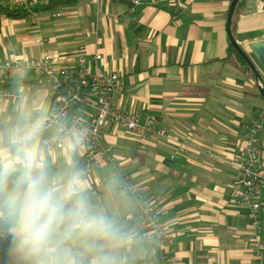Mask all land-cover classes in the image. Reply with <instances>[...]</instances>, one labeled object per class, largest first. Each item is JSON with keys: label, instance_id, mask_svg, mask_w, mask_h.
<instances>
[{"label": "crops", "instance_id": "1", "mask_svg": "<svg viewBox=\"0 0 264 264\" xmlns=\"http://www.w3.org/2000/svg\"><path fill=\"white\" fill-rule=\"evenodd\" d=\"M47 1L0 4L27 8ZM181 4L176 11L174 0H78L39 10L37 18H12L0 11V61L50 53L56 67L84 66L90 74L116 72L122 89L113 104L141 120L155 117L166 129L168 136L163 137L108 121L110 158L82 176L93 205L116 216L117 223L133 226L127 233L130 243L117 253L118 264H155L148 247L133 250L140 233L132 211L140 198L158 205L172 240L166 247L172 264H256L257 238L249 209L239 201L237 180L245 126L257 115L264 116V100L254 76L230 54V2ZM246 5L233 16L232 31L247 49L248 41L264 37V0H258L253 12H247ZM55 11L60 16L51 15ZM14 77L20 83L16 87L26 94L0 100V122L17 116L21 102L32 115L50 110L48 91L38 85L42 77L32 69H17ZM94 112L91 97L79 111L77 129L83 131L74 152L65 146L66 139L74 137L68 132L62 135L61 147L43 146L53 173L67 170L69 164L80 172L95 161L85 139ZM258 138L263 171L258 213L264 219V124ZM125 183L139 191L127 192Z\"/></svg>", "mask_w": 264, "mask_h": 264}, {"label": "clouds", "instance_id": "2", "mask_svg": "<svg viewBox=\"0 0 264 264\" xmlns=\"http://www.w3.org/2000/svg\"><path fill=\"white\" fill-rule=\"evenodd\" d=\"M0 124V235L11 238L20 264H118L131 237L93 205L82 173L69 164L53 173L41 137L47 117L33 118L24 102ZM82 134L65 141L74 152Z\"/></svg>", "mask_w": 264, "mask_h": 264}, {"label": "built area", "instance_id": "3", "mask_svg": "<svg viewBox=\"0 0 264 264\" xmlns=\"http://www.w3.org/2000/svg\"><path fill=\"white\" fill-rule=\"evenodd\" d=\"M174 1H177V11L182 5L181 0ZM37 14L38 11L29 15L37 18ZM60 14L59 12L55 13V17ZM17 69H32L44 75L41 86L50 93L51 108L44 113L47 119L41 144L50 150L63 145L62 135L64 133L75 135L83 131L77 129L81 105L89 101L91 97H95V112L90 119V129L85 135L88 153L95 157V161L88 163L84 169L80 170L82 176L87 175L93 165L110 158V147L106 142L105 130L108 121L125 130L168 136L166 129L157 118L146 115L141 120L138 115L113 104L114 96L122 89L120 75L116 72L101 71L90 74L84 66L56 67L52 55L46 53L41 58L0 61V80L14 77ZM15 87L0 88V100L10 97L23 98L26 93L21 90L20 86L16 87V90L19 91L16 92ZM66 120L69 122L68 126L64 123ZM263 124L264 116L259 114L252 123L245 126V143L240 151L241 176L237 180L239 201L249 209V219L257 238L256 264H264V238L262 240L264 219L258 213L260 207L258 188L263 176V171L260 169L261 146L258 136L263 129ZM56 127L60 128L56 129ZM100 188L101 185H98L96 190ZM124 189L130 190L131 193L139 191L138 187L127 183H125ZM132 213L140 233L138 239L143 240L150 249V257L155 264H172L166 250L167 244H172V240L166 234L160 220L157 203L139 199Z\"/></svg>", "mask_w": 264, "mask_h": 264}, {"label": "trees", "instance_id": "4", "mask_svg": "<svg viewBox=\"0 0 264 264\" xmlns=\"http://www.w3.org/2000/svg\"><path fill=\"white\" fill-rule=\"evenodd\" d=\"M78 0H48L46 3L40 5V6H28L27 8L25 7H6L0 4V11L4 12L5 15L12 17V18H22L25 17L27 15H29L32 12H36L39 10H55L58 7H62L65 5H72L73 3L77 2ZM229 2H231V0H228ZM247 3V0H238L236 8H235V12L234 15H236L239 10ZM58 11L53 12L51 15L55 16V13H57ZM234 23V20L232 21V24ZM229 51L230 54L233 55L235 62L238 63L243 69H245L252 77L253 74L251 72V70L249 69V67L246 65V63L239 57V55L237 54V52L233 49V47L231 45H229ZM36 72V71H35ZM37 73V72H36ZM40 77H42V79L39 80L38 85L40 87L42 82L44 81V75L43 73H37ZM16 85H20V83L18 82L17 79H15V77L9 78L8 80H0V88H13ZM50 100L48 99V106H49V102L51 104V97H50V93H48ZM48 109V108H47ZM47 109H43V111L41 113H45ZM41 113L39 114H33V118H36L37 116H39ZM16 115H12L11 118L7 121H3L0 122V124L4 123V122H12L14 121ZM127 192H130V190H126ZM143 199V198H140ZM114 219L116 220V216H113ZM135 223V220L133 222ZM121 232L127 234L129 231H131V229L133 228L132 225H124L121 223H118ZM147 248V246L145 245V243L143 242V240H137V243L134 244L133 246V250L134 251H145V249ZM140 254V252L138 253ZM0 264H20V262L18 261V259L16 258V256L13 253L12 250V245H11V238L10 236L7 235V233L5 232L4 234L0 235Z\"/></svg>", "mask_w": 264, "mask_h": 264}, {"label": "water", "instance_id": "5", "mask_svg": "<svg viewBox=\"0 0 264 264\" xmlns=\"http://www.w3.org/2000/svg\"><path fill=\"white\" fill-rule=\"evenodd\" d=\"M237 2L238 0H231L227 12V36L233 49L251 70L258 92L264 100V77L262 74L264 72V37L262 39L248 41V50L237 41L232 31V21ZM246 8L247 12H253L258 8V0H247Z\"/></svg>", "mask_w": 264, "mask_h": 264}, {"label": "rangeland", "instance_id": "6", "mask_svg": "<svg viewBox=\"0 0 264 264\" xmlns=\"http://www.w3.org/2000/svg\"><path fill=\"white\" fill-rule=\"evenodd\" d=\"M53 57V56H52ZM262 238H264V234L262 235Z\"/></svg>", "mask_w": 264, "mask_h": 264}]
</instances>
